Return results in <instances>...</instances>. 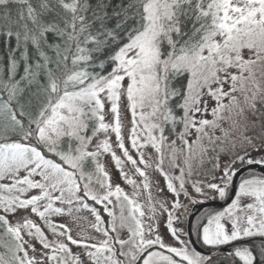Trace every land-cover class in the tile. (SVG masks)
<instances>
[{"label": "snow or ice", "instance_id": "obj_1", "mask_svg": "<svg viewBox=\"0 0 264 264\" xmlns=\"http://www.w3.org/2000/svg\"><path fill=\"white\" fill-rule=\"evenodd\" d=\"M0 264H264V0H0Z\"/></svg>", "mask_w": 264, "mask_h": 264}, {"label": "rangeland", "instance_id": "obj_2", "mask_svg": "<svg viewBox=\"0 0 264 264\" xmlns=\"http://www.w3.org/2000/svg\"><path fill=\"white\" fill-rule=\"evenodd\" d=\"M149 151H151V150L149 149ZM106 160H108L109 167L112 169L113 173L115 174V169L111 165L110 157H106ZM152 174L154 175V173H152ZM161 183H163V182L161 181ZM213 207H217V205L215 204V205L210 206V207H205V208L201 209L200 211H205V210H208V209L213 208ZM189 208H190V210H194L191 205H189ZM73 215L78 216L79 219H77L76 221H73L72 216L66 215L63 217V221L69 223V225L73 228L74 234L77 231H90L89 224L92 221V217H91L90 213H88L87 211H82L80 213H73Z\"/></svg>", "mask_w": 264, "mask_h": 264}, {"label": "water", "instance_id": "obj_3", "mask_svg": "<svg viewBox=\"0 0 264 264\" xmlns=\"http://www.w3.org/2000/svg\"><path fill=\"white\" fill-rule=\"evenodd\" d=\"M213 205H215V203H211V204H208V203H206L205 205H203L202 207H201V209H203V208H205V207H210V206H213ZM217 205V204H216ZM200 209V210H201Z\"/></svg>", "mask_w": 264, "mask_h": 264}]
</instances>
